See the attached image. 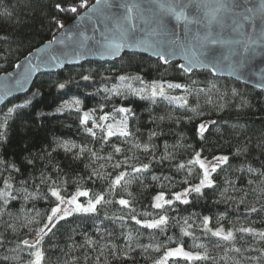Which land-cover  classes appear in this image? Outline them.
Segmentation results:
<instances>
[{"label": "trees", "instance_id": "obj_1", "mask_svg": "<svg viewBox=\"0 0 264 264\" xmlns=\"http://www.w3.org/2000/svg\"><path fill=\"white\" fill-rule=\"evenodd\" d=\"M57 4L70 7L78 0H0V75L11 72L85 11L61 12ZM84 75H90V80L84 81ZM121 75L127 77L123 82ZM58 83L66 88L60 90ZM153 83L165 88V96L184 99L157 96L153 102L132 94L146 85L150 90ZM168 83L183 87L169 89ZM105 88H118L126 95H109ZM34 93L38 94L33 98ZM26 98L32 103L17 109ZM74 99L81 100L79 112L75 107L63 108ZM113 105L132 112L117 113ZM9 107L16 109L11 115ZM85 111L94 113L86 126L80 124ZM102 114L109 120L101 124L114 125L127 115L129 137L101 141L105 134L99 128H94L96 136L84 131ZM201 123L206 126L203 139L197 131ZM0 132V193H4L0 196V264L33 263V247L24 241L37 240L47 223L56 201L53 190L63 198L85 190L90 199L103 195L112 203L98 205L97 213L73 214L59 221L38 241L41 264H154L179 246L206 259L174 258L167 264H264V238L259 235L264 233V92L208 71L186 75L178 63L164 66L160 60L125 54L111 63H86L39 76L27 95L0 108ZM152 132L158 135L150 139ZM63 142L76 147L58 146ZM113 145L121 152L115 153ZM145 148L147 153L140 151ZM194 152L205 159L228 155L229 162L213 173V188L192 193L190 203L184 205L174 196L202 178L199 166L188 163ZM125 156L131 166L149 164L148 171L116 168ZM182 163L186 167L178 169ZM122 172L126 175L121 184H114ZM159 194L173 204L156 209ZM120 199L128 200L129 206L120 205ZM133 208L141 223L166 214V232L136 225ZM203 216L209 217L211 231L223 229L233 238L225 241L206 232ZM185 218H189L186 224ZM248 228L253 231H244Z\"/></svg>", "mask_w": 264, "mask_h": 264}, {"label": "snow or ice", "instance_id": "obj_2", "mask_svg": "<svg viewBox=\"0 0 264 264\" xmlns=\"http://www.w3.org/2000/svg\"><path fill=\"white\" fill-rule=\"evenodd\" d=\"M195 7L196 15L189 14L188 9ZM240 7L236 3V0H143V3L137 2V0H94V3L89 4L88 0H78V4L63 7L60 4L56 5V8L61 12H70L73 14L78 13V9H85L84 14L78 18L81 22L87 21L92 25L91 31L96 33L99 31L100 37L95 35H87L84 30H79L73 35H69L66 43L65 37L60 36L53 39L44 49L39 51L44 53L40 56V64H33L31 61H26L24 65L17 64V68L23 67V72L19 74V77L15 79L14 85L11 87L7 84L3 87V95L10 96L14 91H25L26 85L29 82L30 77L35 74L41 64L48 65L54 64L57 68H62L64 61L61 60V55L66 59L72 54H75L77 58L86 57L89 54H98L101 58L106 56H118L124 50L128 49H140L144 52H151L153 56L159 58L160 61L165 64L170 62L174 57L180 56L183 59V63L178 65V69L186 75H190L194 70L204 68L210 70L213 74L220 73L227 69L230 74L236 73V65H243L247 59L249 53L253 56L256 54L255 49L251 45L259 43L264 46V0H261V4L258 8H245L244 11H237ZM200 13H203L200 15ZM259 17L261 21V27L259 31L255 30V19ZM175 21V23H173ZM60 28L64 25L60 21H55ZM102 25V29L97 28V25ZM195 26V27H193ZM251 26L253 31L248 33L246 27ZM77 29H80L78 24ZM183 30V39L180 38L178 28ZM62 45L64 49L61 55H57L53 49V45ZM235 59L236 63L232 61ZM67 62H71L68 59ZM90 75H84L82 79L84 81L90 80ZM127 77L121 75L119 80L125 81ZM140 83H144L140 80V77H136ZM183 85L181 83H168L169 89H181ZM215 88V85H211ZM58 88L64 90L66 88L65 83H58ZM203 91V90H201ZM105 93L116 94L120 96L126 95L118 88L104 89ZM38 93L33 94V98ZM133 95H140L142 99H148L155 102L157 96L164 97L168 100H182L183 97H167L165 96V89L162 85L153 83L150 86H144L132 93ZM233 90V95H235ZM107 98V97H106ZM32 103V99H25V101L16 106L17 109H26ZM81 100L74 99L63 105V108L75 107L76 111H80ZM113 110L117 113L131 114L132 109L128 107L116 108L113 105ZM194 110V109H193ZM16 109L9 107L7 113L11 115ZM60 109H57L59 112ZM102 111V110H99ZM94 113L85 111L83 116L80 117L81 125H88L91 117ZM163 119V117H161ZM108 115H100L97 119L91 120L92 127L84 128V131L91 136H96L94 128H99L101 133L105 135L100 136V140L103 141L106 138L114 136L129 137L128 130V116L119 122L118 125L112 123L101 124V121H108ZM216 123V122H213ZM198 134L203 139L206 131L204 123L198 125ZM158 135L156 132L149 134V138ZM3 133L0 132V137ZM58 146H62L65 149H71L76 147L74 143L63 142ZM115 153H120L119 147L112 146ZM167 147V146H166ZM147 150V148L145 149ZM85 151V149H81ZM90 151V150H88ZM167 158V157H165ZM228 155H216L210 160L202 158L201 152H194V158L188 163L189 165H198L202 171V178L199 180V184L194 187H189L183 192L174 196L175 201H179L181 204L188 205L190 203L188 196L192 193L202 194V189L213 188L214 180L213 173L217 172L220 165L228 164ZM87 168L88 166L85 165ZM116 168L132 167L134 173L147 172L149 164L144 163L141 166H131L128 163V158L125 156L123 162H117ZM185 164H179L178 169H184ZM249 172L253 169L249 168ZM91 175H96L92 173ZM126 173H121L116 176L114 184L119 185L124 179ZM152 179H158L153 176ZM43 182L44 177H41ZM4 193H0L3 196ZM51 196L56 198L54 206L50 208V215L47 216L48 223L44 224L40 229L37 240L45 234L46 231H51L56 224L61 220H67L73 213L79 214H94L97 213V206L102 203L111 204V200H105L103 195H96L93 199H88L87 203H79L78 197H88L87 191H79L71 197V199H63L60 193L56 190L51 192ZM154 207L161 209L164 204L171 206L173 204L172 199H165L163 194L155 196ZM7 203V200H5ZM118 203L122 206L128 207L129 201L120 199ZM253 212L257 211L255 208ZM143 215L147 217L149 213L144 212ZM193 215H198L193 213ZM107 218V217H106ZM132 219L136 225H141L145 229H159L161 233L166 232V225H168L169 217L166 214H160L158 218H153L150 221L145 220L142 224L140 219H137L136 210L132 209ZM189 218H185V224ZM202 223L205 231H211L208 228L209 217L203 216ZM51 226V227H50ZM251 233V228L244 229ZM223 229L211 231V235L214 237H220L225 241L231 240L232 233L228 232L226 235H222ZM187 235V233H185ZM261 238H264V233L259 234ZM132 239L131 236L128 237ZM171 241L172 237H166ZM92 243L91 240L87 241ZM30 241H24V244H30ZM130 258V257H129ZM169 258L184 259L185 261L206 259L199 255H193L192 253L185 251L183 247H176L174 250H168L163 257L156 261V264H167ZM42 253L35 252L34 264H41Z\"/></svg>", "mask_w": 264, "mask_h": 264}, {"label": "water", "instance_id": "obj_3", "mask_svg": "<svg viewBox=\"0 0 264 264\" xmlns=\"http://www.w3.org/2000/svg\"><path fill=\"white\" fill-rule=\"evenodd\" d=\"M92 1L94 3V0ZM137 2L143 3V0H137ZM236 3L240 5L237 11H244L245 8H258L261 4V0H236ZM188 12L192 16L197 14L194 6L189 8ZM83 14L84 12L80 15H83ZM202 14L203 13H200V15ZM78 17L73 22H71L66 27H64L60 31V33H58L53 39L58 38L60 36H64L66 43L70 44V41L67 40V37L69 35H73L75 32L79 30H84L85 34L87 35H95L97 38L100 37L99 31L96 33H93L91 31L92 25L89 24L87 21L81 22ZM173 23H175V21H173ZM254 23H255V30L259 31L261 27V21L259 17L255 19ZM78 24L80 25V29H77L76 27ZM96 27L99 29H102V25L98 24ZM177 31L180 33V38L183 39L182 27L178 28ZM246 31L248 33H251L253 31V28L251 26H247ZM51 41H48L42 46H40L39 48L35 49L33 52H31L28 56H26L24 59H22L17 64L24 65L26 61H31V63L33 64H40L39 58L40 56L44 55V53L40 52L39 50L44 49ZM251 47L255 49L256 54L254 56L251 53L247 54L248 55L247 61L243 65H239V64L236 65L235 74H230V72L227 69L217 74H213L210 70L204 69V68L196 69L193 72L208 71L216 78L231 79L247 87L257 89V90L264 92V46H261L259 43H257V44L251 45ZM53 49L55 50V53L57 55H61L64 49V46L58 45V44L53 45ZM125 54H139V55H143V56L155 59V60H159V58L153 56L151 52H144L140 49H128V50L122 51L120 55L118 56H115V57L106 56L104 58H101L98 54H94V53L89 54L86 57H79V58H77L75 54H72L67 59L63 55H61V60L64 61L62 68H57L54 64H48V65L41 64L39 70L30 77L29 82L26 85L25 91H14L10 96H5L3 95L4 85L7 84L10 87L14 85L15 79H17L19 77V74L23 72V67L17 68L16 67L17 64H16L14 69L11 72L0 75V108L14 99L27 95L31 91L36 79L41 75L56 74L60 71H63L66 68L78 67L86 63H111L116 60H119ZM68 59L71 60L70 63L67 62ZM183 62L184 61L182 57H180L179 55L174 57L170 62L166 64L161 61V63L164 66H168L173 63H178L179 65ZM232 63L233 64L236 63L235 59H233ZM29 241L31 242L30 244H33L35 243L36 240L31 239Z\"/></svg>", "mask_w": 264, "mask_h": 264}, {"label": "rangeland", "instance_id": "obj_4", "mask_svg": "<svg viewBox=\"0 0 264 264\" xmlns=\"http://www.w3.org/2000/svg\"><path fill=\"white\" fill-rule=\"evenodd\" d=\"M164 89H165V88H164ZM145 149H146V148H145ZM145 149H140V151H142V152H144V153H147V152H148V149H147V150H145ZM204 159H205V158H204ZM206 160H210V159H206ZM212 175H213V174H212ZM198 184H199V183L194 184V185H190V186L186 187L185 189H187V188H189V187H194V186H196V185H198ZM185 189H184V190H185ZM184 190H183V191H184ZM202 190H203V189H202ZM81 191H85V190H81ZM183 191H181V192H183ZM78 192H79V191H78ZM87 192H88V191H87ZM181 192H179V193H181ZM88 193H89V192H88ZM179 193H178V194H179ZM190 196H191V194L188 196V199L190 198ZM61 198H63V197H61ZM63 199H71V197H69V198H63ZM88 199H90V195H89L88 197H78V202H79V203H84V204H86ZM165 199H166V198H165ZM166 200H167V199H166ZM155 202H156V201H155ZM73 214H78V213H73ZM73 214H72V215H73ZM144 222H145V221H143L142 224H143ZM47 223H48V221H47ZM50 227H51V226H50ZM47 232H48V231H46L45 234H46ZM222 234H223V235H226V232L223 231ZM43 236H44V235H43ZM43 236H42V237H43ZM31 245H32V247H33L32 250H33V253H34V259H33V263H32V264H34V261H35V252H37V251L41 252V249H40V247H38V240H36L35 243H33V244H31ZM179 247H181V246H179ZM175 248H176V247L171 248V249H169V250H174ZM184 250H185V251H188V252H190V253H192L193 255H199V256L203 257V254H201V253L192 252V251H189V250H187V249H185V248H184ZM167 251H168V250H167ZM167 251H166V252H167ZM162 257H163V256H162ZM162 257H161V258H162ZM161 258H160V259H161ZM170 259H174V258H169V260H170ZM169 260H168V261H169ZM191 261H193V260H191ZM167 263H168V262H167ZM154 264H156V263H154Z\"/></svg>", "mask_w": 264, "mask_h": 264}]
</instances>
